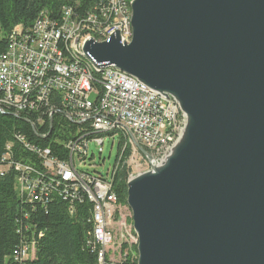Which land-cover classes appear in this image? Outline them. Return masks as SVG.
Instances as JSON below:
<instances>
[{
	"label": "water",
	"instance_id": "95a60500",
	"mask_svg": "<svg viewBox=\"0 0 264 264\" xmlns=\"http://www.w3.org/2000/svg\"><path fill=\"white\" fill-rule=\"evenodd\" d=\"M131 7L130 43L117 33L85 51L186 114L165 160L127 182L138 264H264V0Z\"/></svg>",
	"mask_w": 264,
	"mask_h": 264
},
{
	"label": "built area",
	"instance_id": "2783aa9c",
	"mask_svg": "<svg viewBox=\"0 0 264 264\" xmlns=\"http://www.w3.org/2000/svg\"><path fill=\"white\" fill-rule=\"evenodd\" d=\"M99 2L100 14L89 12L83 29H71V21L78 17L73 8L68 7L66 19L48 16L46 25L34 30L33 34H24V29L14 34L10 55L0 59V109L2 103H17V106L36 113L39 123L44 121V115L51 117L55 112L63 111L74 120H80L83 128L66 143L67 160L52 156L49 148H35L28 143V148L38 154L41 163H45L43 171H36L31 163L12 158V143H7L0 162V177L14 170L19 194L27 201L34 199L36 202H43L51 194L48 186L40 181L39 172L57 175L64 193L72 195L73 200H83V194L76 192V185H84L86 193H92L101 211L104 248L98 250V264H115L123 258L124 237L113 180L79 169L88 157L89 142L103 145L104 139H84L83 129L112 126L115 122H124L130 127L134 134L130 157L133 170L130 177H133L136 171L137 174L144 172L140 170L139 159L150 165L153 161L163 160L171 152L186 127V114L171 95L154 90L135 76L119 71L115 64L98 62L89 52V58L103 66V76H94V80H101V87H107V101H103V109H96V100H100L98 87L87 83L83 72L71 65L65 51L60 49L59 35L68 34L71 43H77L80 50H85L89 32L100 30L103 20L115 19V27L109 30L110 38L118 33L121 42L129 43L130 27H126L129 18H124L121 13L123 0ZM17 139L26 141L21 135ZM135 142L152 155V161L140 153ZM91 244L96 247L93 239ZM34 247L33 243L22 245L17 260L33 259Z\"/></svg>",
	"mask_w": 264,
	"mask_h": 264
},
{
	"label": "trees",
	"instance_id": "16d2710c",
	"mask_svg": "<svg viewBox=\"0 0 264 264\" xmlns=\"http://www.w3.org/2000/svg\"><path fill=\"white\" fill-rule=\"evenodd\" d=\"M99 1L0 0V55L6 52L8 37L14 27L21 25L29 29L44 11L52 18L60 19L65 7L73 8L77 17L82 18L98 10ZM14 111V108L0 110V162L9 142L12 143V158L31 163L34 169L43 171L38 154L28 148V143L35 148H49L59 160L68 158L66 143L74 139L77 125L62 111L55 112L51 118L42 115V125L31 109L19 113ZM19 135L26 141H19ZM122 142H125L124 137L116 158L119 164L113 177V191L117 195V209L122 215L124 245L123 258L115 264H138V239L135 235V239H128L134 230L127 224L129 215L126 213L130 211L127 182L131 168L125 160L131 149L127 146L124 156H121ZM43 173L41 178L51 191L43 202H30L19 194L14 170L0 177V264H98L100 246L91 244L92 239L94 241L93 203L83 190L78 193L83 194V200H73L72 195L64 193L59 180ZM32 243L35 246L34 258L18 261L17 252L21 246Z\"/></svg>",
	"mask_w": 264,
	"mask_h": 264
},
{
	"label": "bare ground",
	"instance_id": "6f19581e",
	"mask_svg": "<svg viewBox=\"0 0 264 264\" xmlns=\"http://www.w3.org/2000/svg\"><path fill=\"white\" fill-rule=\"evenodd\" d=\"M132 2L133 0H131L130 2H128L127 0H123V5H121V13H123L124 18H129L126 20V27H130L129 43L132 41V36H133V29H132V24H131ZM66 10H68V7H65L63 9L62 17L60 19H66ZM91 13L100 14V7L98 10H96L95 12H91ZM48 16L49 14L46 11L42 12L39 15V17L35 20L34 25L30 27L29 29H24L21 25L16 26V28L14 27L13 31L10 33L8 37L9 38L8 48L5 53L0 55V59H4V56L10 55V48H13L14 34L21 32L22 29H24V34H33L34 30L46 25V19H48ZM84 24H85V17L78 18L77 20L71 21V29H82ZM113 27H115V19L103 20V22L100 23V30H93V32H90L88 34V40L93 38L96 42H103L104 40L108 41L110 39L109 30L113 29ZM59 45H60V49H63V51H65L66 57H68L69 60H71V65L74 67H77L78 70H80V72H83L84 79H87V83H94V87H98V96H100V100H96V109H103V101H107V87H101V80H94V76H103V66H99L96 61H93L91 58H89V52L85 50H80V46H78L77 43H71V39H69L68 34L59 35ZM119 71H123V70L119 68ZM4 108H8L9 110H11V108H14L15 111L17 110V113L23 110H26L24 106H17V103H2V109L0 110H3ZM63 113L64 115L67 116L69 120L73 121V123L77 125L76 133L79 131V129L83 128V124H81L80 120L78 119L74 120L65 112ZM43 123L44 121L41 122L40 125H42ZM184 130H183V133H184ZM117 133L121 135V139L122 137L125 138V142L124 143L122 142L123 145L121 144L122 146L120 149L122 153L121 156L122 155L124 156L123 153L125 152V149L127 146H129L131 149L130 155L125 160L128 167H130V157H131V154H133L134 134L133 132H131L130 127L125 125L124 122H115V125H112V126H99L95 128H84L83 138L84 139H104L105 136L108 135V136H112L113 139H116L115 135ZM52 156L54 155L52 154ZM164 160L165 158L161 161H153L151 165L158 166ZM118 164L116 162L115 166L113 165L114 168H112L111 171L109 170L106 176H104L101 173H91L89 171L88 173L101 174L105 178L107 179L111 178L113 180V177L117 171ZM42 169L45 170V163H42ZM35 170L42 171L37 168H35ZM45 173L48 174V172H45ZM42 175L44 176V173L39 172V179L40 181H42V184H45L41 178ZM49 175L54 177V179L58 180L57 175H54V174H49ZM24 185H27V183H24ZM80 190H83L86 193V187H84V185H76V192L79 193ZM86 194L89 200L93 203L94 241L96 245L100 246V248H104V239H102V235H101V211H99L98 204H95V199H93L92 193H86ZM28 201L35 202L34 199H29Z\"/></svg>",
	"mask_w": 264,
	"mask_h": 264
},
{
	"label": "rangeland",
	"instance_id": "374dc122",
	"mask_svg": "<svg viewBox=\"0 0 264 264\" xmlns=\"http://www.w3.org/2000/svg\"><path fill=\"white\" fill-rule=\"evenodd\" d=\"M131 10H132V7H131ZM84 27H85V24H84L83 28ZM91 32H93V30H91ZM104 41H106V40H104ZM91 99L92 100L95 99L94 94L91 95ZM115 138L116 139L113 142L112 136L106 135L104 138L103 145H99L98 143H96L94 141H90L89 146H88V157L86 158L85 164L79 165V169H81L82 171H87V172L89 171L91 173H101L104 176H106L107 172L109 170L111 171L112 168H114V166L116 164V158H117L118 151H119V144H120V140H121V135L119 133H117L115 135ZM138 163L140 164L139 167H140V170H142V171H147L152 166L151 164L149 165L147 161H143L140 159H139ZM131 172H133V170H131ZM137 173L138 172L136 171L134 173V176L137 175ZM139 173H142V172H139ZM126 213L129 215V216L127 215L128 216L127 217L128 226H130V225L133 226V220L130 217V215L132 214L131 209H130V211H127ZM133 230H134V227H133ZM134 232H131L130 233L131 236H128L129 240H133V238L135 239V236L137 237L136 233H134ZM93 238H94V236H93Z\"/></svg>",
	"mask_w": 264,
	"mask_h": 264
}]
</instances>
